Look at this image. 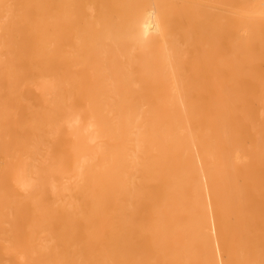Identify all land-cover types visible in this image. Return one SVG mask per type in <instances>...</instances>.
<instances>
[{"label": "bare ground", "instance_id": "bare-ground-1", "mask_svg": "<svg viewBox=\"0 0 264 264\" xmlns=\"http://www.w3.org/2000/svg\"><path fill=\"white\" fill-rule=\"evenodd\" d=\"M135 1L0 26V264L264 258V0Z\"/></svg>", "mask_w": 264, "mask_h": 264}, {"label": "rangeland", "instance_id": "rangeland-1", "mask_svg": "<svg viewBox=\"0 0 264 264\" xmlns=\"http://www.w3.org/2000/svg\"><path fill=\"white\" fill-rule=\"evenodd\" d=\"M3 1H4V0H3ZM3 1L0 0V3L3 2ZM10 1H12V0H6V1H4V2H7V4L4 3V5H3V4L0 5V16H1V17H0V18H1L0 21L2 22V23H0V26H1V27H4V24H5L6 22L9 23V21H10V19H11V15H13V12L11 13V11H12L11 9H13V11L16 10V9L13 7V4H12V3L16 2V6H15V7L17 8V5H19V4H17V3H19L20 0H16V1L13 0L12 3H10ZM88 1H89V0H88ZM140 1H141V0H136V1L134 2L135 7L138 8V9L135 8L136 10H142V8L144 7V4H143L144 1H141V2H140ZM149 1H150V0H149ZM149 1L147 0L148 3H149ZM166 1H170V0H166ZM201 1H202V2H201ZM207 1H208V0H206V1L198 0V2H197V0H190V1H189V0H187V1L184 0V2H187V3L191 2V6H193V7H194V6H203V7H204V5H205L204 8H207V7H208V8H210V9H213V8L217 7V8L214 9L215 11H216L217 9H221V8L223 7V5L221 6V5L218 4V3H214V0H213V2H211L212 0H211V1L209 0L210 2H207ZM137 2H139V3H137ZM147 2H146V3H147ZM163 2H164V1H163ZM173 2L180 3V2H182V0H174ZM192 2H194L195 5H194ZM205 2H206V3H205ZM89 3L91 4V0H90ZM141 3H142L143 5H142ZM146 3H145V4H146ZM148 3H147V4H148ZM200 3H201V4H200ZM203 3H205V4L203 5ZM90 4H89V5H90ZM134 4H133V5H134ZM147 4H146V5H147ZM151 4H153V0L151 1L150 5L148 4V5H149L148 8H150V9L152 8ZM210 4H211V5H210ZM215 4H216V5H215ZM9 5H10V6H9ZM133 5H132V7L134 8ZM189 5H190V3H189ZM208 5H209V6H208ZM212 5H214L213 8H212ZM11 6H12V8H11ZM150 6H151V7H150ZM206 6H207V7H206ZM220 6H221V7H220ZM90 7H91V6H90ZM145 8H147V6H146ZM147 10H148V9H147ZM2 11L5 12V13H3ZM6 11H7V13H6ZM150 11H151V12H150V16H151V18H152V15H151V14H152L153 9L150 10ZM218 11H219V10H218ZM218 11H217V12H218ZM14 12L16 13L17 11H14ZM148 12H149V11H148ZM91 13H93L92 15L95 16V12H91ZM3 15H4V17H6V18H4ZM14 15H16V14H14ZM14 15H13L12 19L15 21V19H14ZM9 16H10V18H9ZM150 16H149V17H150ZM3 18H4V19H3ZM15 18H16V17H15ZM6 19H7V20H6ZM8 19H9V20H8ZM12 19H11V21H12ZM3 20H4V21L6 20V21L4 22ZM11 21H10V22H11ZM12 22H13V21H12ZM8 23L5 24V26L8 25L9 27H11V24H13L14 22L11 23V24H8ZM8 26H6V27H8ZM1 27H0V28H1ZM9 27H8L7 30H9ZM3 30H4V31H3ZM3 30H2V28L0 29V55H1V56H0V65H1V64H4V60H5V58L7 57V55H6V54H8V53H7V49H6L7 46H6L5 44H7V42L10 40V39L8 38L6 42L3 41L4 39H6V38H5V37H6V36H5L6 34L4 35V33H5V29L3 28ZM6 33H7V32H6ZM7 35H8V37H9V35H10L9 32L7 33ZM1 36H2V37H1ZM10 37H11V36H10ZM4 42H5V43H4ZM3 46H5V47H3ZM7 48H8V47H7ZM2 52H3L4 54H3ZM5 52H6V53H5ZM5 55H6V56H5ZM1 66H2V65H1ZM1 66H0V67H1ZM177 71H178V72H177ZM177 71H176V75H178L177 78L180 79L181 76H182L183 74H181L179 71H182V70H177ZM179 73L181 74V76H180ZM179 76H180V78H179ZM225 232H226V230H225ZM225 232H224V233L222 232V233H223V236H224ZM228 236H229V235H228ZM241 236H242L241 241L237 244V246L239 245V248H240L241 250H239V248L236 247V248L239 250V251H238V250H236L235 247H233V246H234V242H236V241H235V239L231 240L230 237L227 238V239L225 238V239H226V242H228V243H227L228 247H233V248H235L234 251L236 250V251L240 252V254L243 253V252L246 254L250 248H251V251L254 250V249H252V248L255 247V243H254V242H250V241H248V239L246 238L245 234H243V235H241ZM224 237H225V236H224ZM227 240H228V241H227ZM229 241H230V242H233V243H229ZM232 244H233V245H232ZM235 244H236V243H235ZM230 245H232V246H230ZM251 245H252V246H251ZM246 246H247L248 248H246ZM249 247H250V248H249ZM242 249H244V250H242ZM246 249H247V251H246ZM244 253H243V254H244ZM252 253H253V251H252ZM245 254H244V255L241 254L240 256L245 257V256H246ZM225 255H226V256H225ZM237 255L239 256V254H237ZM227 256H228L227 254H223V257H224L225 261H228V262L230 261L229 263H231V264H234V263L238 264V263H240L241 261H243V259H244V261H243L242 263L245 262V258H242V259H241L240 256H239V257H240L241 261H236V262H235L234 259H232L230 256H229V257H227ZM226 257H227V258H226ZM228 258H229V259H228ZM238 259H239V258H238ZM240 259H239V260H240ZM255 259H256V260L258 259V261H259V262L257 261L258 263H256V264H261V263H262L261 260H264V258H262V259L255 258ZM260 261H261V262H260ZM253 262H256V261H254V259H253L252 262H251L250 264H252ZM263 263H264V261H263ZM244 264H248V263H244ZM253 264H255V263H253Z\"/></svg>", "mask_w": 264, "mask_h": 264}]
</instances>
